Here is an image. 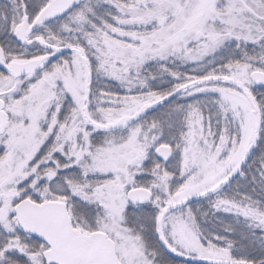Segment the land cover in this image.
<instances>
[{
	"label": "snow or ice",
	"instance_id": "obj_1",
	"mask_svg": "<svg viewBox=\"0 0 264 264\" xmlns=\"http://www.w3.org/2000/svg\"><path fill=\"white\" fill-rule=\"evenodd\" d=\"M0 264H264V0H0Z\"/></svg>",
	"mask_w": 264,
	"mask_h": 264
}]
</instances>
